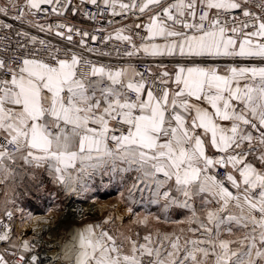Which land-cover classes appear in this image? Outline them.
I'll use <instances>...</instances> for the list:
<instances>
[{"label": "snow or ice", "instance_id": "6c2138e0", "mask_svg": "<svg viewBox=\"0 0 264 264\" xmlns=\"http://www.w3.org/2000/svg\"><path fill=\"white\" fill-rule=\"evenodd\" d=\"M0 16L21 25L0 21V264H264V0H3ZM105 185L121 223L44 247L62 208L32 202Z\"/></svg>", "mask_w": 264, "mask_h": 264}, {"label": "built area", "instance_id": "2783aa9c", "mask_svg": "<svg viewBox=\"0 0 264 264\" xmlns=\"http://www.w3.org/2000/svg\"><path fill=\"white\" fill-rule=\"evenodd\" d=\"M0 2H3V0H0ZM39 18L41 19L42 22H44V19H43L42 16L39 17ZM56 20H57V18L54 17V16L48 17V22L55 23ZM0 21L7 22V23H13L18 28L21 27L19 22L12 21L11 19L5 18V17H2V16H0ZM26 30L29 31L32 35L38 36L39 38L49 39V40H52L53 42H57V38H55L54 36H46L44 33L39 32L35 28H27ZM141 70H143V69H141ZM77 203L82 207L80 212L75 210V208L73 207V205L76 206ZM90 204H91V202L85 204L83 201H81V199L78 200L77 198H75L67 206L63 207L62 208V216L61 217H57L56 225H53V226L45 225L44 226V231H42L40 233V235L43 236V240L45 242V244L43 246L44 247L55 248V244H56L57 238H59V237L67 238V234L63 231V224H65L66 222L69 223L72 220L79 219L80 217H83V216L86 217L85 215L88 214V213H93L94 214V212H89L86 209L88 207V205H90ZM94 206H96V205H94ZM71 208L73 209V211L71 210ZM38 215H44V214H38ZM61 219H63V223H61ZM15 223L18 225L19 224V220L17 219L15 221ZM57 226H59L58 230H57ZM21 231H25V230L21 229ZM26 231L28 232L29 235H31L30 230H26ZM41 254L45 255L44 252H42ZM51 254L52 253H47V255H51Z\"/></svg>", "mask_w": 264, "mask_h": 264}, {"label": "rangeland", "instance_id": "374dc122", "mask_svg": "<svg viewBox=\"0 0 264 264\" xmlns=\"http://www.w3.org/2000/svg\"><path fill=\"white\" fill-rule=\"evenodd\" d=\"M107 189H105L106 187L102 186L103 190H94L92 193V200L89 201H85L81 198H77L78 200L81 199V201H83L85 204L91 202V205H96V210L93 213H88L85 216L86 217H80L79 219L76 220H72L69 223H65L63 224V231L67 234L68 233L65 231L67 228V225H72L75 223H79V222H83V221H90V220H94L97 219L103 215H109V214H113L116 217V223L117 225H119V223H121V218L122 216H126V210H125V205L123 203H121V197H120V190H118L116 187L114 186H108L107 185ZM101 188V187H100ZM99 188V189H100ZM118 191V194H116V192ZM115 196H112V195ZM75 197H71L69 198V202L66 203L63 207L67 206L70 202H72V200H74ZM62 207V208H63ZM35 215V214H33ZM111 227V226H110Z\"/></svg>", "mask_w": 264, "mask_h": 264}, {"label": "crops", "instance_id": "0c3cea01", "mask_svg": "<svg viewBox=\"0 0 264 264\" xmlns=\"http://www.w3.org/2000/svg\"><path fill=\"white\" fill-rule=\"evenodd\" d=\"M105 187H106L105 189L108 188L107 185H105ZM99 190H101V191L103 190L102 186ZM116 194H118V191L116 192ZM112 196H115V195L113 194ZM69 198H63L62 203H57L55 200L33 201L32 204L30 205L32 214H35V215L44 214V215H46L49 208H55V207H61L62 208L66 203L69 202ZM71 199H72V197H71ZM141 211H143V209H141ZM107 217H108V215H103V216H101L97 219H94V220L83 221V222L75 223L72 225H67V228H65L66 229L65 231L69 234L73 230L81 228L87 224H101L102 225L103 220H105ZM102 226L104 228H110V225H102Z\"/></svg>", "mask_w": 264, "mask_h": 264}, {"label": "bare ground", "instance_id": "6f19581e", "mask_svg": "<svg viewBox=\"0 0 264 264\" xmlns=\"http://www.w3.org/2000/svg\"><path fill=\"white\" fill-rule=\"evenodd\" d=\"M78 204V203H77ZM76 206L73 205V207L75 208V210H77L78 212L81 211L82 207L78 204ZM89 212H94L96 210V207L94 205H88V207L86 208ZM71 210L73 211V209L71 208Z\"/></svg>", "mask_w": 264, "mask_h": 264}]
</instances>
